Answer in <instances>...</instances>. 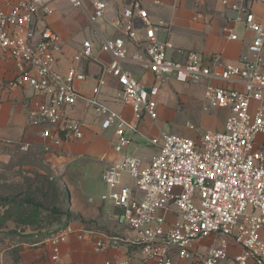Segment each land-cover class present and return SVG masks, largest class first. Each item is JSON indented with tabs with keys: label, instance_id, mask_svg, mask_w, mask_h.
Returning a JSON list of instances; mask_svg holds the SVG:
<instances>
[{
	"label": "built area",
	"instance_id": "obj_1",
	"mask_svg": "<svg viewBox=\"0 0 264 264\" xmlns=\"http://www.w3.org/2000/svg\"><path fill=\"white\" fill-rule=\"evenodd\" d=\"M58 2L83 11L91 24L106 19V0H0V64L9 60L15 68V77L0 82V89L32 91L26 123L40 130L46 154L85 138L87 123L68 114L79 102L101 118L103 131L113 128L118 154L133 145L145 118L158 123L160 93L171 80L203 86L205 112L230 110L221 131L200 132L190 124L196 138L161 131L150 138L159 151L149 162L131 154L110 162L103 172L105 199L120 211L118 220L132 236L91 230L82 231L80 239L94 238L97 252L137 247L154 264L193 262L198 250L206 248L203 242L211 239L200 264H264V140L259 142L264 138V25L254 12L262 0H222L236 14L235 21L252 32L248 52L253 58L220 64L218 71L201 53L160 41L158 32L169 33L170 25H154L148 10L131 1L107 21L114 35H101L100 51L110 55L111 63L92 77L85 70L97 61L90 40L72 54L73 65L66 72L58 69L61 36L45 21ZM202 17L197 14L194 21ZM226 33L229 40L239 39L231 28ZM127 42L137 48L132 56ZM129 64L144 69L152 83L143 84L126 67ZM90 79L93 87L87 96L80 84ZM107 85L115 87L112 103L130 106V121L101 99ZM2 110L0 104V117ZM20 145L24 151L30 148L28 143ZM67 227L66 233H71ZM66 241L67 235L52 241L53 261L59 260ZM231 246L241 249L234 258Z\"/></svg>",
	"mask_w": 264,
	"mask_h": 264
},
{
	"label": "crops",
	"instance_id": "obj_2",
	"mask_svg": "<svg viewBox=\"0 0 264 264\" xmlns=\"http://www.w3.org/2000/svg\"><path fill=\"white\" fill-rule=\"evenodd\" d=\"M131 1L140 2L145 9H147V4H155L157 6H162L163 4L164 8H169L172 12L171 17L173 19L171 31L169 33H165L163 30L158 32L159 40L162 42L168 41L175 48L193 50L201 53L202 56L206 58L205 63L211 65L215 71L220 70V64L228 62L235 63L244 58L249 60L253 58L248 52V45L253 38L252 32L248 31L243 23L235 21L236 14L228 8H225L222 5V0H217V7L212 11L206 10L205 14L191 11L189 8L177 9L173 0H106L108 4L106 19L100 21L98 24H91L88 16L83 11L73 8L70 9L68 6L63 5V2H58L53 4L54 13L51 16H47L45 21L53 31L61 36L63 54L58 64L59 71L66 72V70L73 65L72 54L79 51L83 42L88 40L84 32L81 31V23L83 20L87 21L86 25L93 26V44L97 60L85 67L86 72L92 77L108 67L111 63V57L109 54L100 51V45L94 43L96 42L94 37L98 39L101 38V35L108 38L112 37L114 34L108 27L107 21L119 14ZM156 1H159L160 4H156ZM179 1L180 0H178V2ZM185 1L186 0H183L184 4ZM229 1L234 2L235 0ZM254 12L258 20L264 25V0L254 6ZM197 14H201L203 17L200 20L194 21V17ZM227 28H231L239 39L235 41L229 40L226 33ZM175 32L181 33L175 35ZM162 33L167 34L166 38H161ZM191 33L194 37L190 35ZM127 46L129 56H132L137 51V48L130 42H127ZM215 58H219L220 61L215 63ZM126 67L133 71L136 77L146 86L152 83L151 76L140 66L129 64ZM14 77L15 68L13 62L6 60L1 63L0 82H6ZM92 87L93 80L90 79L86 83L80 84V91L88 96L91 93ZM168 88L171 89L170 95L174 93L173 89L176 93H179L181 105H179L177 99L174 100L173 97L169 106H173L174 110L170 109V107L160 108L159 119L167 120L168 118H175L177 111L182 110L180 108H183L184 111L190 105L194 109L196 108L195 104H201L202 112L208 116H206L207 118L205 121H202L203 125L200 126L213 131H221L224 128V124L230 115V110L212 109L209 112H205L203 109V86L185 85L171 80ZM114 91V86H105L101 92V99L110 103L115 109L118 107L117 110L122 112L124 117L130 121L132 119V110L130 106L112 103ZM32 97L33 93L31 90L16 89L8 93L0 89V104L3 108L0 117V159L12 158L14 156L12 150L16 148V145L28 143L32 146V150L41 149L44 152L46 163L54 170H58L63 180L67 182V186H69L70 183L74 184L77 182V179L82 178L87 184H85L84 188L73 187V193L70 194V204L76 213V217H78L74 222L75 224H73L74 227H77V230L61 245L59 260L53 261L51 249H48L41 252L31 251L29 254V261H36V264H38V262L40 264H104L107 260L115 262L128 260V264H154L146 261L141 250L137 247L123 245L122 248L117 250L97 252L94 238L85 235L84 238L80 239V236H83L82 231H86L84 230L86 228L84 226L92 225L106 234L127 237L132 236V232L124 225L120 224L118 220L120 211L112 207L105 199L107 186L103 181V172L106 168L101 171L97 165H93V170L91 172H85L86 163L78 159L89 150H97V148L101 146V141H106V139L102 138L104 131L101 128V123L98 121L99 125L96 128L99 134L98 138L96 140L93 139V141L86 140L88 130L93 128V124H89L87 117L91 121L93 116L91 115L92 111L89 113L86 112L89 110L84 109L83 103L79 102L76 107L68 111V114L72 118L81 119L87 123L85 138L78 142H65L59 150H55L52 154H46L44 150L46 142L40 137V130L38 128L29 127L26 123ZM214 113L221 114L222 119L217 123H210L211 120L209 119ZM159 121L160 120L155 124L148 118H145L139 124V134L133 136V145L131 146V148H134L133 152L136 156L144 157V149L140 147L144 143L155 147L150 142L152 136H149V134H152V129H154L157 134L161 131L164 132L163 126ZM176 126L178 127V125ZM114 138L113 134L112 140ZM263 140V137L259 138V142ZM127 150L122 154H118L113 149L115 158L119 159L124 155L130 154L127 153ZM7 151H9L8 154L11 156H8ZM151 159L144 161L149 162ZM90 199L92 201H90ZM173 219L174 216L171 215L170 220ZM202 245H204V242ZM200 249L198 250V256L193 262H186L184 264H200L202 260V257L199 256ZM229 253L230 257L234 258L241 253V249L231 246ZM226 264H234V262H228Z\"/></svg>",
	"mask_w": 264,
	"mask_h": 264
},
{
	"label": "rangeland",
	"instance_id": "obj_3",
	"mask_svg": "<svg viewBox=\"0 0 264 264\" xmlns=\"http://www.w3.org/2000/svg\"><path fill=\"white\" fill-rule=\"evenodd\" d=\"M173 3L177 6V9L189 8L191 11L201 14H205L206 10L212 11L217 7V0H186L185 4L183 0L179 2L178 0H173ZM63 5L68 6L70 9L72 8L70 4L65 2H63ZM147 9L154 25H161V22H167L171 31L173 19L169 8H164L163 4L162 6L147 4ZM86 24L87 21L83 20L81 31L93 43V26ZM165 33L161 34L162 39L166 38L167 34ZM175 33V35H178L181 32ZM190 35L193 34L191 33ZM94 38L96 41L94 43L100 45V38ZM170 91L171 89L166 86L160 93V108L170 107V109L174 110L173 106H169L173 97L181 105L179 93H176L173 89L174 93L170 95ZM195 105L196 108L194 109L191 105L184 111L183 108H180L182 110L177 111L175 118L158 119L163 126V131L189 138H196L198 135L196 131L190 129L189 124L197 127L200 132L209 131L210 129L200 126L203 125L202 121H205L208 115L202 112L201 104ZM116 108L118 109V107ZM86 112L89 113L91 111ZM91 115L93 118L90 121L87 117V121L89 120L90 125L93 124V128L87 132V141L96 140L99 136L96 128L99 122L101 123V118L99 119L93 111ZM221 119V114L214 113L209 120H211L210 123H217ZM113 131V128L104 131L102 138L106 139V141H101V146L97 150H89L78 158L83 163H86L85 172H91L93 165H97L103 171L109 165V162L116 159L113 152ZM151 131L152 134L150 133L149 136L158 135L154 129ZM15 147L12 150L14 153L12 158L0 159V264H36V261H29L31 251L41 252L51 249L54 239L63 235H67L68 239L77 230V227H74L73 224H75L74 222L78 217H76V213L70 204V194L73 193V187L84 188L87 183L82 178L67 186V182L63 180L58 170H54L46 163L44 152L41 149L32 150V146H30L28 151H24L20 144ZM140 147L144 149V157L140 156L143 160L151 159L159 151L158 148L146 143ZM133 149V147H130L127 153L136 155ZM8 153L9 151H7ZM32 202L42 206L38 208ZM65 214H69L71 218L69 219ZM62 216L65 218H62ZM64 220L70 222L69 228H71L72 234L66 233L67 226L61 227ZM84 227H86L84 229L86 231L99 230L93 225ZM211 245V239L206 240L203 245L206 248L202 249L201 247L199 256L205 257L207 248ZM38 264L40 263L38 262Z\"/></svg>",
	"mask_w": 264,
	"mask_h": 264
},
{
	"label": "trees",
	"instance_id": "obj_4",
	"mask_svg": "<svg viewBox=\"0 0 264 264\" xmlns=\"http://www.w3.org/2000/svg\"><path fill=\"white\" fill-rule=\"evenodd\" d=\"M36 207H41L42 205L41 204H38V203H34L32 202ZM66 217H68L69 219L71 218L69 214H65ZM62 218H65L64 216H62ZM70 224V222H66V220H64L63 224H61V227H65V226H68Z\"/></svg>",
	"mask_w": 264,
	"mask_h": 264
}]
</instances>
